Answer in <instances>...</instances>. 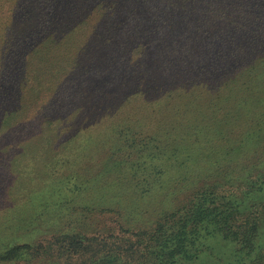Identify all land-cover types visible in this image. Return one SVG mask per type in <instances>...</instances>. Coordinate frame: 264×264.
<instances>
[{
    "label": "trees",
    "instance_id": "16d2710c",
    "mask_svg": "<svg viewBox=\"0 0 264 264\" xmlns=\"http://www.w3.org/2000/svg\"><path fill=\"white\" fill-rule=\"evenodd\" d=\"M35 1L46 32L2 53L14 15L0 26V93L13 102L0 103L4 117L5 110L33 109L65 62L74 69L92 63L78 42L86 35L76 36L80 19L69 13L74 21L64 26L74 32L65 34L58 0ZM89 1L96 0L77 1L74 9ZM111 3L112 14L121 11L119 0ZM251 50H236L245 58L233 53L235 67L223 71L237 68L239 86L255 94L242 119L231 121L226 107L192 105L197 114L185 121L170 105L144 126L140 110L171 93L160 90L171 80L149 58L126 77L124 90L112 84L105 91L100 126L56 124L47 139L20 142L18 198L0 207V264H264V50Z\"/></svg>",
    "mask_w": 264,
    "mask_h": 264
},
{
    "label": "rangeland",
    "instance_id": "374dc122",
    "mask_svg": "<svg viewBox=\"0 0 264 264\" xmlns=\"http://www.w3.org/2000/svg\"><path fill=\"white\" fill-rule=\"evenodd\" d=\"M63 1L66 0H58L55 13L62 16L63 26L65 20L72 23L73 17L80 19L76 20L79 26L75 27L76 36L86 35L85 40L81 38L78 42L86 43L92 63L84 62L74 69L65 62L36 106L26 113L19 115L5 110L10 116L4 117L0 111V176L8 169L0 180V188L4 186L0 193L1 208L12 207L18 198L17 175L24 166L16 155L19 143L29 138L47 139L55 132L56 124L64 127L92 120L100 126L107 117L102 104L105 91L112 84L117 92L124 90L126 77L134 75L139 65L149 58L155 59L159 69L171 80L170 86L160 90L171 89V93L164 103H157L152 97L149 110H140L146 120L144 126L156 114L167 112L170 105L186 113L185 121L197 114L192 105H205L207 110L226 107L234 115L231 121L242 119L253 107L255 94L247 86H239L240 80L235 74L239 70L223 71L235 65L231 62L235 59L233 53L241 60L245 58L236 50L241 54L249 49L264 50V0H119L121 11L113 10V14L109 6L115 0L89 1L79 10L74 9L75 3L86 0H67L64 5ZM97 2L102 6L97 7ZM10 14L14 16L10 17L6 32L8 46L2 53L46 32V14L39 2L0 0V26L6 24L5 18ZM88 27L95 30L93 38L88 36ZM68 28L65 25L60 31L74 32ZM28 80L31 84L27 87H31L33 76L28 75ZM136 82L130 80L133 86ZM133 86L129 88L134 89ZM6 100L13 103L10 96L0 93V103ZM92 131L98 130L92 127ZM34 150L39 155L43 151L41 147ZM39 155L33 157L41 160ZM146 201L144 206H148L149 215L154 208L150 199Z\"/></svg>",
    "mask_w": 264,
    "mask_h": 264
}]
</instances>
